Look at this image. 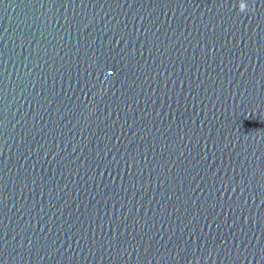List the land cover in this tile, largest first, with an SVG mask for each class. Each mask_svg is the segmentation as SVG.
<instances>
[{
    "label": "water",
    "instance_id": "water-1",
    "mask_svg": "<svg viewBox=\"0 0 264 264\" xmlns=\"http://www.w3.org/2000/svg\"><path fill=\"white\" fill-rule=\"evenodd\" d=\"M0 264H264V0H0Z\"/></svg>",
    "mask_w": 264,
    "mask_h": 264
}]
</instances>
